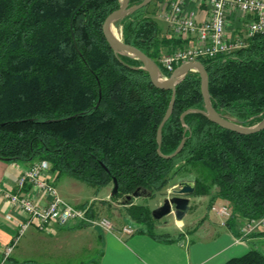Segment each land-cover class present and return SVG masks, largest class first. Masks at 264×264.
Returning <instances> with one entry per match:
<instances>
[{"label":"trees","instance_id":"trees-1","mask_svg":"<svg viewBox=\"0 0 264 264\" xmlns=\"http://www.w3.org/2000/svg\"><path fill=\"white\" fill-rule=\"evenodd\" d=\"M83 1L0 0V159L47 160L57 175L97 189L113 186L115 179L112 200L138 186L153 195L189 180L193 196L208 197L207 208L219 198L228 202L229 218L263 216L264 129L237 133L198 112L181 121L185 110L204 109L200 76L188 71L161 126L159 151L169 155L183 144L173 157L160 156L156 132L171 91L156 87L138 59L114 52L106 41L103 21L120 0H88L77 9ZM141 1L130 0L129 6ZM158 1L116 25L125 43L159 66L158 58L183 41L157 23ZM70 21L84 60L74 47ZM199 60L218 113L242 125L264 117V31L242 47ZM121 207L124 220L155 234L146 206L132 200ZM224 264H264V255L250 249Z\"/></svg>","mask_w":264,"mask_h":264},{"label":"crops","instance_id":"crops-1","mask_svg":"<svg viewBox=\"0 0 264 264\" xmlns=\"http://www.w3.org/2000/svg\"><path fill=\"white\" fill-rule=\"evenodd\" d=\"M159 2L161 0L156 3V11ZM192 8L193 4L189 3L186 10ZM195 12L198 19L204 15L202 8H196ZM167 28L169 30L168 24ZM184 40L181 46L191 42L189 38ZM31 163L0 159V264H224L231 257L240 256L250 249H257L264 255V227L245 231V218L218 216L207 208L208 197L203 195L194 196V205L204 201L206 214L197 224L189 225L188 230L183 229L185 226L182 221L178 223L176 220L173 237L167 231L164 233L168 237H160L156 232L153 235L148 227L131 224L134 232L126 235L84 223H55L40 229L34 222L18 236L9 255L4 258V246L12 244L17 236L15 221L24 219L22 213L9 205L4 194L10 192L22 195L30 192L34 201L41 206L46 205L49 198L43 191L33 189L28 178L23 186L18 185L19 176ZM45 172V178L55 185L59 195L68 202L57 185L60 175L51 169L50 164ZM89 202L73 204L81 207ZM213 204L229 206L226 200L219 198ZM119 206L121 209L122 205ZM210 213L214 216H210ZM89 216L98 217L92 207ZM157 228L154 226V229Z\"/></svg>","mask_w":264,"mask_h":264},{"label":"built area","instance_id":"built-area-1","mask_svg":"<svg viewBox=\"0 0 264 264\" xmlns=\"http://www.w3.org/2000/svg\"><path fill=\"white\" fill-rule=\"evenodd\" d=\"M193 8L186 10L187 5ZM202 8L204 15L197 18L195 9ZM161 18L168 24L172 34L181 40L189 38L190 43L178 46L170 52L163 53L158 58L159 66L167 72L185 61H195L202 57H212L228 53L245 45L246 39L255 33L264 31V0H161L158 4ZM243 17V33L229 36L226 31L228 19L236 20ZM47 160H36L27 167L18 178V185L23 186L28 178L33 189L43 191L49 198L46 205L36 203L29 193L22 195L6 192L4 197L16 211L24 215L17 224V236L14 242L3 248L6 258L18 236L32 223L40 229H46L52 224L67 225L69 223H84L98 226L107 231H118L122 234H132L134 228L128 224L116 226L105 216L96 218L89 216V203L76 207L66 202L58 193L55 185L48 181L46 170ZM210 210L222 218H229L231 210L226 204H212ZM264 227V215L245 220V231H253Z\"/></svg>","mask_w":264,"mask_h":264},{"label":"water","instance_id":"water-1","mask_svg":"<svg viewBox=\"0 0 264 264\" xmlns=\"http://www.w3.org/2000/svg\"><path fill=\"white\" fill-rule=\"evenodd\" d=\"M87 1L88 0H84L82 4L77 7V9H79ZM150 1L151 0H142L140 3L136 5L129 6L130 0H120L119 7L111 11L105 17L102 24V31L106 41L108 42V44L110 45V47L114 52L138 59L142 63V68L147 71L151 82L156 87L171 91V97L167 110L165 111L156 132L158 154L165 158H170L176 155L182 147L183 142L181 141L178 147L176 148V150L169 155H163L159 151V146L161 144V126L172 112L173 104L175 100L176 85L185 77L188 71H196L200 76V91L204 103V109L201 110L197 108H193V109L190 108L185 110L180 116L181 121H183V116L186 113L198 112L205 115L209 120L213 121L219 126L235 131L237 133L250 134L264 129V117L260 121L252 125H242L238 123L235 119L221 115L216 111V109L212 106L210 94L208 90V74L204 65L200 60L182 62L178 66H176L168 76L164 77L160 72V68L158 64L153 59H151L139 48L131 44L125 43L120 36L113 35L112 33L113 28L118 33H120L119 27L116 25V22L118 20L128 15L129 13L145 6ZM70 29H71V35H72L74 47L77 53L83 59V56L81 55L74 39V33L72 30V21H70ZM177 186L178 188H174L172 190L171 196L165 197L160 205L152 209L151 214L154 219L159 220L166 214L172 213L175 219L180 221L185 215V213L188 211L189 201H190L189 196L192 195L194 192V184L192 181L189 180H181L177 182ZM116 191H117V182L114 179L110 195H114ZM151 195H152V191L150 189H147L142 186H138L131 193L123 195L119 199V203L125 205L130 203L134 198L150 197Z\"/></svg>","mask_w":264,"mask_h":264},{"label":"rangeland","instance_id":"rangeland-1","mask_svg":"<svg viewBox=\"0 0 264 264\" xmlns=\"http://www.w3.org/2000/svg\"><path fill=\"white\" fill-rule=\"evenodd\" d=\"M158 14H159V10L157 8L154 17L156 18L159 26L167 28V24L165 23V21L162 20L161 16H158ZM244 21L245 19L243 17H239L236 20L231 18L228 19L226 26L227 34L229 36H233L243 33ZM119 36L121 37V33H119ZM160 72L162 74L161 69ZM57 185L60 189H62L61 190L62 194L68 199L67 201L71 203V205L73 206L76 207L80 206V205H75L73 203H79L81 201H87V202L90 201L89 205L92 207V211L95 215L105 216L109 218L111 221L118 223L119 225L124 223L128 225L131 224L133 226L138 225L145 227L142 223H138L132 220L131 218L127 217L125 218V220L123 219V215L121 214L123 213L124 209L123 208L119 209L120 207L119 205H122L119 204V199L112 200L110 198V192L112 190L111 184L101 186L99 189H97L91 185H88L83 181L73 179L72 177L66 174H60L57 180ZM174 188H178L177 183L170 185L166 190L163 191V193L156 192L150 197L134 198V203L146 206L150 211L149 213L150 216L152 217L151 214L152 209L160 205L165 197L171 196L172 190ZM190 196H192L190 199L191 208L185 213L183 218L180 220L183 222V225L185 226L183 227V229L185 230H188L189 225L191 224L194 225L195 223L197 224V222H199L202 219L203 215L206 214V203L204 201L202 202L200 201L195 206L194 201L196 200V198H194L193 195ZM211 215L214 216L213 214L210 213V216ZM152 220L154 221V226L156 228L160 227L159 229L153 228L152 229L153 232L162 234L167 231L171 234V237H173L172 232L176 225V219L172 213L166 214L159 220H156L152 217ZM180 221H178V223H180Z\"/></svg>","mask_w":264,"mask_h":264},{"label":"bare ground","instance_id":"bare-ground-1","mask_svg":"<svg viewBox=\"0 0 264 264\" xmlns=\"http://www.w3.org/2000/svg\"><path fill=\"white\" fill-rule=\"evenodd\" d=\"M112 33H113V35H115V36H119V33L113 28L112 29Z\"/></svg>","mask_w":264,"mask_h":264}]
</instances>
